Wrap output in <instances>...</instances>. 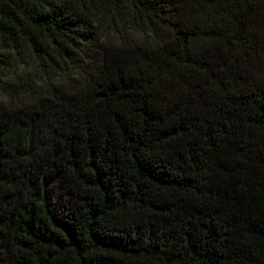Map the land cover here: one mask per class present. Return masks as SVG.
I'll use <instances>...</instances> for the list:
<instances>
[{
    "label": "trees",
    "instance_id": "16d2710c",
    "mask_svg": "<svg viewBox=\"0 0 264 264\" xmlns=\"http://www.w3.org/2000/svg\"><path fill=\"white\" fill-rule=\"evenodd\" d=\"M0 264H264V0H0Z\"/></svg>",
    "mask_w": 264,
    "mask_h": 264
}]
</instances>
